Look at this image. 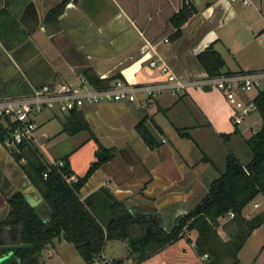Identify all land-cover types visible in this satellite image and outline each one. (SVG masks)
Segmentation results:
<instances>
[{
    "label": "crops",
    "instance_id": "1",
    "mask_svg": "<svg viewBox=\"0 0 264 264\" xmlns=\"http://www.w3.org/2000/svg\"><path fill=\"white\" fill-rule=\"evenodd\" d=\"M183 1L0 0V97L21 94L45 81L63 79L71 72L83 75V70L87 68L99 78L109 81L108 83L115 78L125 79L122 70L129 67L137 57L146 56V45L150 49L149 57L138 68L127 73L134 82L163 79L156 68L148 65L149 59L158 56L180 77L199 76L195 74L201 69L194 60V47L214 27L217 38L211 43L213 45L218 39L217 30L237 16L238 10L230 0H227L228 3L226 0H190L197 12L183 23L181 35L172 39L174 27L170 18L180 9ZM251 2L253 7L249 11L252 14L246 12L245 16H251L248 25L251 30H255L257 36L264 28V0ZM55 7H58L57 16L55 22L50 23L46 21V16ZM165 38L167 41H164ZM155 48H158V52ZM56 56L64 58L67 70L58 67ZM225 66L226 62L223 69H242ZM256 69H264V65ZM262 89L264 88L259 87L252 95L248 93L247 96L254 97ZM80 110L88 122L90 133L80 140L78 148L86 146L93 153V157H88L82 165L83 172L96 160L97 150L107 148L111 153L89 175L79 190L80 198L87 207L91 211L97 209L101 214L106 212V196L100 203L97 200H100L101 195L95 193L105 188L103 186L108 187L116 196L126 199L127 205L134 211L156 209L161 216L164 214L160 210L163 201L159 199L164 196H174L179 200L195 197L199 200L211 181L204 177L206 178L210 168H214L213 154H209L205 150L207 145L201 143L204 134H207L206 129L211 130L216 137H221V133L231 136L237 129L236 133L245 138L261 124L260 119L258 127L255 123L244 124V120L238 125L233 124L230 119L231 107L223 94L216 88L204 86H190L177 94L162 90L148 104L102 102L84 106ZM158 111L168 115L174 131L175 127L189 128L191 138L176 134L179 139L191 140V149L178 146L166 136V131L157 118ZM60 115L63 122L66 114ZM142 117L146 118L145 126L158 145L148 146L137 132L135 125ZM38 123L37 148L39 138L43 137L40 133L46 132L40 130L42 122ZM248 129L250 133L245 136ZM195 146L199 148L198 153L192 151ZM67 159L72 174L76 178L81 176L70 164V159ZM15 162L21 166L22 161L16 160L11 151L0 142V221L5 218L8 210V195L14 191L22 194L23 191L35 193L20 175ZM189 169L193 182L196 183L193 184L190 180L185 185H176L182 183V178H185ZM204 180L206 183H202ZM91 195L94 198L90 199ZM33 199H36L34 206L42 209V199L38 196ZM179 200L170 202L172 211H168L169 215L179 214L184 207H188L185 201ZM18 232L16 225H2L0 244L18 242ZM65 242L68 241L54 239L41 251L44 250L46 256L56 253L63 263L77 264L72 258L67 261L70 248ZM73 249L75 250L74 247ZM102 253L108 260L121 258V264H205L207 257L198 254L193 241L185 235L135 263L131 257H127L128 248L123 257H107L104 246ZM80 259L79 264H86L81 257ZM44 261L41 256L40 264Z\"/></svg>",
    "mask_w": 264,
    "mask_h": 264
},
{
    "label": "trees",
    "instance_id": "2",
    "mask_svg": "<svg viewBox=\"0 0 264 264\" xmlns=\"http://www.w3.org/2000/svg\"><path fill=\"white\" fill-rule=\"evenodd\" d=\"M57 11L58 7L51 8L46 21L54 23ZM191 14V7L184 0L180 9L170 18L174 27L172 39L181 35V27ZM197 60L207 74L229 71L223 69L224 59L212 44L197 54ZM82 74L95 85L109 82L99 78L90 68L83 70ZM253 99L261 124L256 131L244 138L251 153L250 159L243 163L232 152H228L224 170L208 183L195 207L181 215L170 229L163 227L155 214L134 211L122 199L111 200L105 188L95 194L101 195L100 200H97L100 203L106 196V212L101 214L97 209H93L95 212L91 211L80 198L79 190L102 161L91 162L83 175L77 176L76 180H67L66 177L73 173L67 156L62 157L63 165L58 166L46 162L34 144H18L11 154L16 160L23 158L21 167L39 191L43 208L30 205L20 191L7 196L8 210L5 218L0 221V227L18 226V242L31 243V247L14 250L16 264H40L41 250L54 239L70 242L86 264H91L92 258L102 252L107 240L124 239L128 245L127 257H131L135 263L183 236L185 229L196 231L193 245L198 254H207L205 264H222L223 258L227 256L232 258L227 264H236L237 252L251 232L264 221V212H257L249 217L242 213L245 205L254 197L259 194L264 196V89L258 90ZM145 120L142 117L135 128L148 146H156L159 143L145 126ZM185 128L175 127V130L179 136L191 138ZM81 130H90L88 122L80 109L71 110L62 122V131L73 134ZM236 132L237 129L233 131ZM4 135L5 129L0 123V141ZM220 136L228 139L230 134L221 133ZM103 149L107 154L106 158H109V149ZM92 197L91 195L90 199ZM228 211L234 213L230 219L235 227L230 232L229 239L218 245L213 240L216 235L213 226ZM111 262L121 264L122 259H113Z\"/></svg>",
    "mask_w": 264,
    "mask_h": 264
},
{
    "label": "rangeland",
    "instance_id": "3",
    "mask_svg": "<svg viewBox=\"0 0 264 264\" xmlns=\"http://www.w3.org/2000/svg\"><path fill=\"white\" fill-rule=\"evenodd\" d=\"M231 3L237 8L238 15L217 30L218 39L213 43L212 47L218 50L224 57L226 62L225 67H241L247 69L259 68V66L264 65V40L255 36V30H251L248 25L251 16L250 18L245 16L246 12H250V14H252V11L249 10H251L253 6H242L239 1H232ZM55 61L59 63V68L68 69L64 62V58L61 56H56ZM70 75L65 76L63 79L73 83L78 81V74L71 72ZM260 87L264 88V80L262 81ZM253 93L254 90L250 91L249 95H252ZM48 116L51 117L48 118ZM157 118L163 125L166 131V136L172 139V142L180 147L182 146L187 149H191L192 141L189 139H179V135L177 136L178 133L176 134V131H174L170 125L168 115H165L163 111H158ZM35 119L37 122H42L43 124L40 130L42 129L48 133L47 138H39L38 150H40L39 152L42 158L46 160V162H52L67 156V158L70 159V164L74 167L76 173L78 175H82L84 173L82 165L88 157H91V155L93 157V153L90 152L88 147L85 146L78 148V145L80 140L90 133L89 130L78 131L73 134L62 131V115H60V113H58V115H54V112L49 109H44L37 113ZM259 119L261 120L259 111L252 110L250 113L245 115L243 120L244 124L249 123L252 125L255 123L258 127L260 124ZM255 120L257 121L255 122ZM185 130L189 131V128L186 127ZM206 132L207 134H204V140L201 143L207 145V149L205 150L209 154H213L214 168H210V171L207 172V176L206 178L204 177V179L212 180L224 170L226 159L225 154L228 152H232L243 163H246L250 159L251 153L248 145L244 141V136L238 133H233L228 139H225L223 137H216L209 129H206ZM248 133H250L249 129L248 132H245V136H247ZM192 151L194 153H198V146H195ZM192 178L193 175H191L189 169L185 173V178H182V183H176V185H185L186 181L190 182V180H192L191 183H196L193 182L194 180ZM197 181L199 183L198 179ZM202 183H206L205 180ZM178 200L179 199L174 198V196H171L170 198L168 196H164V198L159 199V201H163V207H160V210L164 213L162 218L166 227H170L172 223L170 219L171 215L168 214V211H172V204H170V202H178ZM180 201H185V203L191 207L197 200L195 198H180L179 202ZM254 202H257L259 205L257 207H253L252 204ZM257 212H264V196L260 194L248 202L242 210L243 215L247 217L252 216ZM234 227L235 224L226 213L218 219L217 225L213 226L216 234L213 240H215L218 245H221L229 239L230 232L234 229ZM184 235L194 241L197 234L194 229H185ZM65 244L70 248L67 261H70V258H72L74 263L79 264L81 259L78 257L77 252L73 249L72 244L68 242H65ZM127 248L128 245L121 239H109L104 244V252L109 258L117 256L123 257L127 253ZM41 256H43V260H45L43 264H66L63 263V261H59V257H57L56 253L51 256H46L43 250L41 251ZM237 259L238 261L236 264H264V221L247 237L245 243L237 252ZM231 260L232 258L227 256L223 258L222 264H227Z\"/></svg>",
    "mask_w": 264,
    "mask_h": 264
},
{
    "label": "built area",
    "instance_id": "4",
    "mask_svg": "<svg viewBox=\"0 0 264 264\" xmlns=\"http://www.w3.org/2000/svg\"><path fill=\"white\" fill-rule=\"evenodd\" d=\"M239 1L250 5L251 0ZM257 36L264 40V28ZM164 41H167L165 38ZM150 67L156 68L163 75V79L153 82H128L123 78H115L105 85L90 83L83 75L78 81L70 82L65 79L45 81L31 88L27 93L0 97V123L5 129L1 144L9 151L17 148L22 142L36 144L39 123L35 119L37 113L49 109L54 113L67 114L74 109H82L87 105L102 102H125L138 104L151 103L162 91L167 90L177 94L190 86L212 87L218 89L231 107L230 119L233 124H240L245 115L257 110L254 97L247 94L258 89L264 80V69H237L222 71L216 74H205L196 77H180L160 57L148 60ZM254 132V131H253ZM47 137L46 132L40 133ZM10 148V149H9ZM23 161V158L20 159ZM63 159L49 163L63 165ZM67 180H76L73 174ZM253 207L259 204L254 202ZM228 217L234 215L227 212ZM204 256H207L204 253ZM91 264H113L101 252L91 260Z\"/></svg>",
    "mask_w": 264,
    "mask_h": 264
},
{
    "label": "water",
    "instance_id": "5",
    "mask_svg": "<svg viewBox=\"0 0 264 264\" xmlns=\"http://www.w3.org/2000/svg\"><path fill=\"white\" fill-rule=\"evenodd\" d=\"M187 1H188L189 6L191 7L192 14H195L197 12V9L190 2V0H187ZM218 1H221V0H218ZM226 2L228 3L227 0H226ZM215 4H217V2H215ZM183 30H184V28H183ZM216 38H217V35H216V32H215V28L213 27L207 33L204 34V36L199 40V42L194 47V49H193L194 60L199 65V68L201 69L200 72H196L195 74H198V75H205L206 74V71L199 64V62H198V60H197L195 55L198 52H200L201 50L205 49L207 46H209ZM155 49L158 52V48H155ZM145 51H146V56L137 57L135 59V61L132 64L129 65V67H127L124 70H122V73L124 74V77H125V79L128 82H132L133 83L134 81L131 78V76H129L127 73L132 72L134 69L138 68L141 65V62L144 61L147 57H149L150 49H149V47L147 45L145 46ZM0 58H1V55H0ZM30 90H31V88H29L28 91H25V92H22V93H27ZM106 156H107V154L105 153V151L103 149H99L95 153V158H96L97 161H102L103 162V161L107 160ZM11 160H13L12 157H11ZM15 163H16L15 164L16 168L18 169V171H19L20 175L22 176V178L27 182V184L29 186H31L33 188V190L35 192V193L31 194L29 192H24L23 191V194H24L26 200L28 201V203L30 205L34 206L35 202H36V199L34 200L33 198L38 196V198L42 199V197H41L39 191L36 189V187L33 185L31 180L29 179V177L26 175L24 170L21 168V166H19L17 162H15ZM103 187H105V189L109 192V196H110L111 200L122 199L127 204V202H126L127 200L126 199H123L120 196H116L115 193L110 191V189L108 187H106V186H103ZM85 202H87V200H85ZM24 247H31V243H29V242H4V243H1L0 244V249L2 250V253L0 254V264H16L17 257H16V255L14 253V250L18 249V248H24Z\"/></svg>",
    "mask_w": 264,
    "mask_h": 264
},
{
    "label": "flooded vegetation",
    "instance_id": "6",
    "mask_svg": "<svg viewBox=\"0 0 264 264\" xmlns=\"http://www.w3.org/2000/svg\"><path fill=\"white\" fill-rule=\"evenodd\" d=\"M203 194H204V193H203ZM194 198H195V197H194ZM195 199L197 200V198H195ZM199 200H200V199H199ZM199 200H197V201L193 204V206H191V207H190L189 205H188V207H184V208L182 207L183 209H182V211H181L179 214H175L174 216L171 215L170 219H171V222H172V223H171L170 227H166V225H165V223H164V220H163L161 214L158 212V210H156V209H149V210H147V211L150 212V213H152V214H155L157 217H159L160 220H161V222H162L163 227H165L166 229H170L171 227L174 226L176 220H177L181 215L186 214V213H188L190 210H192V209L195 207L196 203H197ZM147 211H146V212H147Z\"/></svg>",
    "mask_w": 264,
    "mask_h": 264
}]
</instances>
